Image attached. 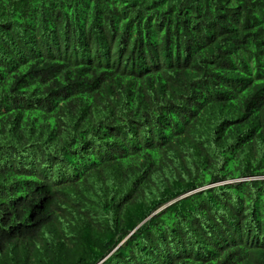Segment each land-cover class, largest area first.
Listing matches in <instances>:
<instances>
[{
  "label": "trees",
  "instance_id": "16d2710c",
  "mask_svg": "<svg viewBox=\"0 0 264 264\" xmlns=\"http://www.w3.org/2000/svg\"><path fill=\"white\" fill-rule=\"evenodd\" d=\"M0 264H264V0H0Z\"/></svg>",
  "mask_w": 264,
  "mask_h": 264
}]
</instances>
